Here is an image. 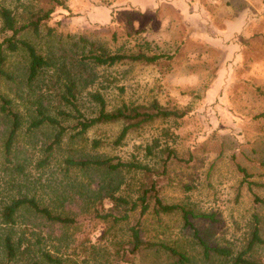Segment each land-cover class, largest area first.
Here are the masks:
<instances>
[{
	"label": "rangeland",
	"instance_id": "obj_1",
	"mask_svg": "<svg viewBox=\"0 0 264 264\" xmlns=\"http://www.w3.org/2000/svg\"><path fill=\"white\" fill-rule=\"evenodd\" d=\"M59 1L1 0L19 26L35 13L50 10L37 35L29 28L19 33L50 66L28 81L26 53L3 51L12 79H2L1 90L21 114L22 123L6 152L11 118L0 111V209L13 198L34 196L41 205L72 216L75 222L50 223L28 208L19 211L14 228L0 218V261L1 237L7 232L15 239L22 236L23 245H29L14 264L32 260L49 264L41 257L44 251L65 264H178L172 255L153 249L138 257L127 253L130 261H124L120 247L131 239L132 227L139 229L144 240L179 245L189 258L187 264H230L247 248L255 223L264 241V203L255 200L264 199V0H245L251 35L241 39V53H233L229 41L218 44L204 24L225 16L223 0ZM230 1L226 8L242 4ZM165 30L175 32L177 44L171 43ZM10 34L0 29V42ZM103 47L127 54L165 53L168 58L108 67L84 57L90 49L96 52ZM68 76L77 80L76 101L85 114L95 110L88 97L94 90L104 95L109 109L156 98L186 114L156 120L128 134L119 146L111 144L119 124L90 129L85 139L73 138L68 129L61 145L42 164L57 128L48 124L29 128V124L38 117L37 109L58 117L63 125L71 123L57 114L59 109L71 110L60 100L65 84L71 82ZM93 138L101 139L103 145L92 148ZM112 156L150 167L166 202L213 214L215 220L193 219L195 236L178 214L157 218L138 209L114 224L111 218H94L96 210L120 217L124 206L106 197L109 190L119 185L117 195L134 199L138 184L148 178L140 172L66 171L63 160ZM199 239L208 246L229 249L230 254L206 256ZM246 256L264 264V242L255 244Z\"/></svg>",
	"mask_w": 264,
	"mask_h": 264
},
{
	"label": "trees",
	"instance_id": "obj_2",
	"mask_svg": "<svg viewBox=\"0 0 264 264\" xmlns=\"http://www.w3.org/2000/svg\"><path fill=\"white\" fill-rule=\"evenodd\" d=\"M52 1H55L57 4H61L59 0ZM49 15L50 10L35 13L33 17L29 19L30 21L28 23L19 26L13 11L6 6L1 5L0 0L1 32H11L10 35L4 36L0 42V84L2 79H12V76L5 69L6 56L3 52L4 50L9 52L23 50L26 53L28 59L26 66L28 81L35 79L45 67L50 66V62L41 53H39L32 42L19 36V33L26 28H29L35 35H37L42 21L48 19ZM94 51L95 50L90 49L88 54L84 57L89 59L91 63L95 65L108 67L126 62H144L146 64H152L163 58H168V55L165 53H146L139 51L137 53L127 54L121 52H111L106 47H103V49L96 52ZM83 70L85 69L83 68ZM68 79L71 82L65 84V93L60 94V100L64 101L71 110L66 111L64 109H59L57 114L59 117H62L63 120H69L71 123L69 125H63L58 117L45 114L41 111V109H37L38 117L31 119L29 124V128H35L42 124H48L57 128V132L54 134L52 143L46 148V156L41 161L42 164H46L48 162L53 148L61 145L62 137L68 129L73 131V138L78 137L85 139L87 138L86 133L90 129L101 125L119 124L120 129L118 134L111 141L112 145L119 146L122 145L128 134L138 131L145 126L152 124L156 120H166L169 118L177 119L186 114L184 110L165 107L156 98L150 99L146 104L123 102L120 105L109 109L104 95L98 90L90 91L88 93L89 100L95 104V110L90 114H85L79 108L76 101V83L74 81L77 80H74L69 76ZM11 103V100L2 92L0 86V111L11 118V127L4 145L6 152L10 151L12 141L14 140L22 123L21 114L12 109ZM90 145L92 148H97L102 146L103 142L101 139L93 138L90 140ZM169 156L170 153H168L167 159ZM63 163L66 171H70L72 169H104L108 172L125 171L133 174L140 172L148 178V181L140 182L138 184L137 189L135 190L137 195L134 199H130L124 195H117L116 192H118L119 185H115L111 188V190H109L106 197L124 206L125 212L120 217L114 216L110 212L99 213V211L96 210L93 215L94 218H100L102 220H110L111 218L114 224L119 220L127 219L128 211L133 212L138 209L141 214L152 212L157 218H160L161 215L178 214L183 225L193 229L195 236H197V231L192 223L193 219H208L209 221L215 220L213 214L196 212L180 203L166 202L160 195L157 180L152 178V169L137 160H122L117 156L106 158L67 157L63 160ZM242 171L244 170L242 169ZM255 200L264 203V199L259 197H255ZM23 208L33 210L36 215H39L45 221L50 223L71 224L75 222L74 217L55 212L48 206L41 205L38 199L34 196L24 195L11 199L10 202L1 207L0 218L2 223L14 228L17 224L18 213ZM130 230L131 239L129 242H124L120 247L122 249L120 254L121 257L124 258V261H130L127 253L131 254L133 257H138L147 250L152 249L154 251H163L172 255L176 258V262L178 264H187L189 261L186 251L179 245L171 244L166 241L144 240L139 233V229L132 227ZM199 240L206 256L210 253L220 256H228L230 254L229 249L211 247L204 243L201 239ZM263 242L264 241L259 234V228L255 223L252 237L247 245V248L238 253L230 264H258L257 262L249 259L246 254L254 247L255 244H261ZM1 244L3 248V260L0 261V264H14V261L16 260L18 254L21 253V250L29 248L28 244L23 245L24 240L22 236L15 239L10 232L2 235ZM22 246H24L23 249ZM41 257L49 264H65L59 257L54 256L50 252H42ZM28 264H38V262L32 260Z\"/></svg>",
	"mask_w": 264,
	"mask_h": 264
},
{
	"label": "crops",
	"instance_id": "obj_3",
	"mask_svg": "<svg viewBox=\"0 0 264 264\" xmlns=\"http://www.w3.org/2000/svg\"><path fill=\"white\" fill-rule=\"evenodd\" d=\"M221 1V0H220ZM226 1L223 0L224 5L221 7V14L222 12H225V16L221 17L218 21H211V22H205V26L207 25V29L209 28L214 32L211 36L213 39L218 41V44L224 45L226 41H229V44L227 46L231 47V51L233 53H241L243 51V47L241 44V39L244 38L247 34V36L250 37V28H251V19L248 14V10L246 9L245 0H240V3H242L240 6L237 5H230V7L226 8ZM231 4L232 1L228 0ZM248 11V12H247ZM229 12V13H228ZM228 14H232L231 16H228ZM182 24V22H181ZM180 24V25H181ZM191 30H193L194 27L192 25L188 26ZM166 31V30H165ZM249 31V32H248ZM168 34H170L169 39L171 40V43L177 44L176 34L174 31H166ZM162 32V38H166L167 33ZM209 34V33H208ZM210 35V34H209ZM190 36H193V33H190ZM189 36V37H190ZM178 43H181L178 42Z\"/></svg>",
	"mask_w": 264,
	"mask_h": 264
}]
</instances>
